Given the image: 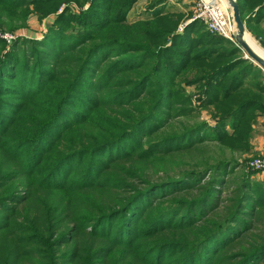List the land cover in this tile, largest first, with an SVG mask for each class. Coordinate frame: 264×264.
<instances>
[{
	"label": "trees",
	"instance_id": "obj_1",
	"mask_svg": "<svg viewBox=\"0 0 264 264\" xmlns=\"http://www.w3.org/2000/svg\"><path fill=\"white\" fill-rule=\"evenodd\" d=\"M139 1L0 0V34L88 5L0 37V264H264V178L237 158L264 72L167 0L129 21ZM237 2L264 45V0Z\"/></svg>",
	"mask_w": 264,
	"mask_h": 264
},
{
	"label": "rangeland",
	"instance_id": "obj_2",
	"mask_svg": "<svg viewBox=\"0 0 264 264\" xmlns=\"http://www.w3.org/2000/svg\"><path fill=\"white\" fill-rule=\"evenodd\" d=\"M150 1L151 0H140L139 3H137L133 7V9L131 10V12L129 14V21L134 20L137 16H139V17L143 16L145 19L152 17V13L150 12V9L148 7ZM194 1L195 0H167V2H166L167 6H165L163 8L168 7L167 10L169 13H175V11H179L178 13H182L185 15L184 16L185 19H188L189 17H191L188 19V23H189L193 20L192 9L194 6ZM61 8L64 9L63 12L66 9H70V10L75 11V12H80L81 9H87L88 5L85 4L83 7H81L79 4H77L75 2H72L70 4L64 3L60 6V8L58 9V12L56 14H53V15H51V16L43 19V20H40L39 16L33 12L29 15L26 27L18 28V29L14 30L13 34L16 36V39L17 38L43 39L45 33L48 30V27L55 21L56 16L61 14L60 13ZM163 8H160V9H163ZM228 10L230 11L229 6H228ZM140 13H142V14L140 15ZM230 13H231V11H230ZM133 17H135V18H133ZM181 28H182V25H181L180 29ZM3 33L11 34V32H7V31L3 32ZM248 36H249V40H250L251 44L253 45L256 53H258L261 57L264 58V45L262 44L261 39L253 36V34H251L249 31H248ZM185 88L187 90V93L191 97L195 95L194 97H192V99L194 100L195 106H198V104H200V102H199V96L197 94V88L194 86H187ZM199 113H200V115L199 116L197 115V119H196L197 121H210L211 120L210 114L208 113L207 109H201ZM259 123L260 122L257 120V123L254 125V130L258 129V131H263L264 127L262 125H260ZM261 156H262L261 151L255 150V148L253 146L252 152L250 154L240 155V156L238 155L237 158L239 159L240 163L242 162V163H245L246 165H249V162L251 160H253L255 158H261ZM260 176H258L257 178L261 180L262 178Z\"/></svg>",
	"mask_w": 264,
	"mask_h": 264
},
{
	"label": "built area",
	"instance_id": "obj_3",
	"mask_svg": "<svg viewBox=\"0 0 264 264\" xmlns=\"http://www.w3.org/2000/svg\"><path fill=\"white\" fill-rule=\"evenodd\" d=\"M63 10L64 9L61 8L60 13H62ZM192 12V21H201L210 33L221 36L237 44L235 40L236 27L232 22V14L224 6V3L221 0H195ZM182 28L180 29L181 31ZM0 37L6 40L8 44H12V42L16 39V36L13 33H2L0 34ZM261 153V158L251 160L248 166L253 171L263 174L264 150H262Z\"/></svg>",
	"mask_w": 264,
	"mask_h": 264
},
{
	"label": "water",
	"instance_id": "obj_4",
	"mask_svg": "<svg viewBox=\"0 0 264 264\" xmlns=\"http://www.w3.org/2000/svg\"><path fill=\"white\" fill-rule=\"evenodd\" d=\"M227 2L230 6L232 22L236 27L235 40L238 47L241 48L243 53L245 54V59L250 60L255 66L259 67L264 72V58L256 53L250 43L246 40L248 29L242 19L240 7L237 0H227Z\"/></svg>",
	"mask_w": 264,
	"mask_h": 264
},
{
	"label": "crops",
	"instance_id": "obj_5",
	"mask_svg": "<svg viewBox=\"0 0 264 264\" xmlns=\"http://www.w3.org/2000/svg\"><path fill=\"white\" fill-rule=\"evenodd\" d=\"M154 0H151L148 7H150V4L153 2ZM139 3V2H138ZM167 6L166 2L163 3V6L161 5L158 9L163 8ZM168 7L164 8V12L168 13ZM153 10L150 9V12H152ZM179 11H175V13H178ZM142 13H140L141 15ZM136 17V16H135ZM133 17V18H135ZM143 17V16H141ZM141 17L137 16L134 21L136 19H140ZM133 21V20H132ZM262 28L264 29V22L262 23ZM258 121L260 122L259 124L262 125L264 127V116H260L258 118ZM256 128V127H255ZM252 146H254L255 150L257 151H262L264 150V130L263 131H258V129L254 130V134H253V139H252ZM262 179L264 178V173L260 176Z\"/></svg>",
	"mask_w": 264,
	"mask_h": 264
},
{
	"label": "bare ground",
	"instance_id": "obj_6",
	"mask_svg": "<svg viewBox=\"0 0 264 264\" xmlns=\"http://www.w3.org/2000/svg\"><path fill=\"white\" fill-rule=\"evenodd\" d=\"M223 3H224V6L228 9V6H229V4H228V2H227V0H221ZM227 2V3H226ZM228 4V5H227ZM229 9H230V6H229ZM246 40L250 43V45L252 46V48L254 49V47H253V45L251 44V42H250V40H249V36L248 35H246ZM255 50V49H254ZM256 52V51H255ZM263 58V57H262Z\"/></svg>",
	"mask_w": 264,
	"mask_h": 264
}]
</instances>
